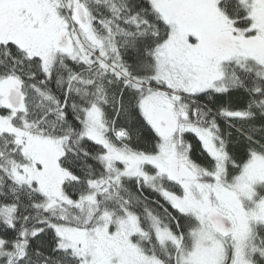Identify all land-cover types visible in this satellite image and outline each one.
<instances>
[{
  "label": "snow or ice",
  "instance_id": "6c2138e0",
  "mask_svg": "<svg viewBox=\"0 0 264 264\" xmlns=\"http://www.w3.org/2000/svg\"><path fill=\"white\" fill-rule=\"evenodd\" d=\"M0 264H264V0H0Z\"/></svg>",
  "mask_w": 264,
  "mask_h": 264
}]
</instances>
